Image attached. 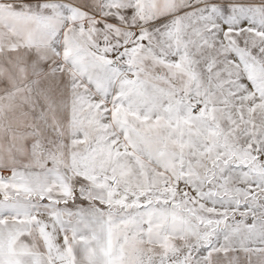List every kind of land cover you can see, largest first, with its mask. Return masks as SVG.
Segmentation results:
<instances>
[{
	"label": "snow or ice",
	"instance_id": "snow-or-ice-1",
	"mask_svg": "<svg viewBox=\"0 0 264 264\" xmlns=\"http://www.w3.org/2000/svg\"><path fill=\"white\" fill-rule=\"evenodd\" d=\"M0 264H264V0H0Z\"/></svg>",
	"mask_w": 264,
	"mask_h": 264
}]
</instances>
